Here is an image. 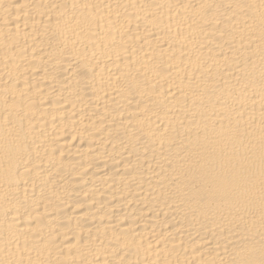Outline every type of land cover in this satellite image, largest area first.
Instances as JSON below:
<instances>
[{"label": "bare ground", "instance_id": "obj_1", "mask_svg": "<svg viewBox=\"0 0 264 264\" xmlns=\"http://www.w3.org/2000/svg\"><path fill=\"white\" fill-rule=\"evenodd\" d=\"M0 264H264V0H0Z\"/></svg>", "mask_w": 264, "mask_h": 264}]
</instances>
